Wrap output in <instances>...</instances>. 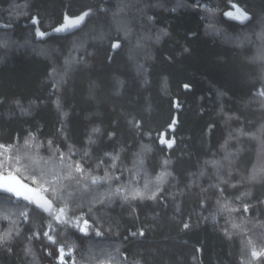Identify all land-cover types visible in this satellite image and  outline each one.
<instances>
[{"label":"trees","instance_id":"obj_1","mask_svg":"<svg viewBox=\"0 0 264 264\" xmlns=\"http://www.w3.org/2000/svg\"><path fill=\"white\" fill-rule=\"evenodd\" d=\"M231 3L251 19L241 24L225 17ZM122 4L128 7L116 19L130 28L127 37L113 18ZM89 9L92 15L80 30L36 37L37 27L51 32L66 14ZM33 17L38 25L31 23ZM4 24L11 26L0 27V143L23 145L31 132L43 142V156L50 155L48 140L64 152L71 144L78 150L76 159L87 149L85 167L101 176L104 168L96 164L100 159L110 163L105 152H118V165L131 169L134 154L150 146L151 151L143 152V169L152 181L169 160L171 175L160 193L164 203L115 197L86 216L98 222L109 250L118 247L126 264H241L242 256L248 264L247 239L258 250L264 248V173L249 179L264 163V98L255 95L264 86V60L257 59L264 48L259 38L264 0H199V5L197 0H0ZM101 33L103 39L98 38ZM117 39L121 47L113 51L110 45ZM137 39L143 47H136ZM81 42L83 47H75ZM69 58L79 62L54 90L53 69L63 73ZM21 107L27 111L22 113ZM133 118L141 122L139 131L128 123ZM173 119L174 130L169 128ZM94 128L100 131L93 133ZM109 133L115 134L112 139ZM160 134L175 139L171 149L159 143ZM90 135L95 143H88ZM213 160L219 168L206 163ZM115 171L121 175L120 167ZM145 171L140 173L141 188ZM217 173L226 181L221 184L224 196L240 209L231 215L244 231L231 228L227 213L216 215L215 221L210 216L219 193L209 185L219 183ZM129 175L125 171L121 180ZM192 181L196 183L189 187ZM201 199L207 201L204 209ZM243 204L249 205L248 213ZM80 211L87 213V208L75 214ZM33 221L40 224L41 239L29 241L32 221L21 220L20 235L0 247V264H57V246L43 238L44 221L35 216ZM183 222L190 227L184 229ZM8 227V221H0V230ZM226 228L231 236L225 235ZM138 229L143 237L130 235ZM56 237L58 244L75 241L77 264L88 260L89 241L101 239L84 237L71 227L61 232L59 226ZM26 247L32 254L26 255ZM65 251L66 264H72ZM252 264H264V257Z\"/></svg>","mask_w":264,"mask_h":264},{"label":"snow or ice","instance_id":"obj_2","mask_svg":"<svg viewBox=\"0 0 264 264\" xmlns=\"http://www.w3.org/2000/svg\"><path fill=\"white\" fill-rule=\"evenodd\" d=\"M199 5V0H197ZM127 4H122L118 7L117 11L113 13V18L119 28L124 31L125 37L130 33V28L126 26L124 21L116 19L119 12L124 11L127 8ZM206 11L214 12L212 8H207ZM224 16L228 19L235 20L243 24L245 21L251 19L249 13L241 8L236 3H231V10L225 11ZM92 15L91 9L83 11L79 15L71 16L65 15L63 22L58 26L53 27L54 33H73L76 30H80L81 26L85 24L86 18ZM151 19V18H149ZM33 25L40 23L39 19L33 17L31 20ZM10 24L0 25V27L8 28ZM211 27V26H210ZM35 35L39 39H43L48 33L41 31L39 27L36 28ZM104 34L101 33L98 38L103 39ZM97 38V37H94ZM259 38L264 40V33L259 34ZM159 39V36H157ZM8 41L2 42L3 46H7ZM113 51L121 47V41L117 39L111 43ZM75 47H83V42ZM136 47H143L141 39H137ZM188 51V49H185ZM111 59V57H109ZM257 59L264 60V48H261L258 52ZM79 61L75 58H69L65 60V69L63 73L57 72L53 69V89L57 90L59 85L64 82V78L68 75V72L73 63ZM138 70L143 71V66L138 65ZM185 89H189L190 85L185 84ZM256 96L264 98V86H262L256 93ZM264 105V100L261 101ZM57 108L61 107L59 99L55 101ZM175 107H180L179 102L175 103ZM27 110L21 107V112L25 113ZM64 115H67L64 113ZM135 129L139 131L141 122L135 118L128 121ZM177 123L176 119H173L169 128H175ZM61 135L64 134L63 127L58 129ZM99 128H94L93 133H98ZM264 132V128L261 129ZM114 133H109V139L114 137ZM255 136V133L252 134ZM231 138V135L229 136ZM88 143H95L92 136L88 137ZM159 143L171 149L175 143L174 138H166L165 134H160ZM50 155L43 156L40 153V149L43 146V142L38 141L34 133L29 132L27 137L23 141V145L18 142L11 144L0 143V221L6 220L9 222V227L4 230H0V247L5 246L11 242L15 236H19L21 233L20 223L27 224L32 221L33 231L31 235L27 237L29 241L33 239H41L40 224L33 221V216L40 218L44 221L43 238L46 239L50 245L57 246L55 251H58L59 255L54 257L57 260V264H66L65 255L67 248V255L72 257V264H77V258L73 255L76 249L75 241L69 244H58L56 233L58 231L63 232L68 227L76 230V232L82 234L84 237H88L94 234L95 237L101 238L98 240H90L89 258L85 261V264H126L127 256L124 255L120 258V250L117 247L114 251L109 250L108 245L103 242L104 233L101 230L98 222H90L89 214L93 213V208L97 204L111 203L113 198L119 197L123 201H144L152 200L160 203L165 202L164 196H161V185L166 183V178L171 175L167 170L169 160L163 161L164 167L160 173L152 181L148 179L147 172L143 169L144 156L143 152L151 151L150 146L143 145L142 152L134 154L133 167L131 169L125 168L123 164L118 165L120 161L119 153L105 152L104 156L110 161L105 163L104 159L98 160L96 167L104 168V174L97 175L92 169L85 167V158L89 156V151L85 149L80 156V159L75 157L79 154L71 144L68 145V151H62L58 146L53 145L52 140L47 141ZM231 155L226 154L225 159ZM213 167L219 168L218 161H207ZM121 168V175L125 171L130 173L126 181L121 180V175L116 174V169ZM141 171H145V177L143 187L138 186ZM260 173H264V163L259 168H254L252 175L249 179H256ZM230 174V173H229ZM200 175H204L201 171ZM217 180L219 183L209 185V188H214L219 193L216 200V207L212 213L211 218L215 221L216 215L227 213V222H231L232 229H239L244 231L242 224L234 222V217L231 215L233 212H237L240 209L235 207L225 196L224 189L221 184L226 181L222 176L217 173ZM118 182L113 187V182ZM196 181H192L188 186L191 187ZM108 185L107 188H102V185ZM235 187V185H232ZM207 191V189H202ZM237 199H240L239 197ZM74 205V207H72ZM166 206V204H165ZM207 206V201L201 199L200 207L204 209ZM87 208V213L80 211L79 214H75L76 209ZM135 211V209H133ZM179 211V206H177ZM249 212V205L243 204V213ZM70 213H73L70 215ZM43 214V216H41ZM190 219V218H189ZM208 219V217H205ZM190 227L189 222H183V228L188 229ZM73 235H76L74 232ZM133 237H143L144 231L138 229L137 231L130 232ZM225 235L231 236L232 233L225 229ZM79 238V237H77ZM247 246L249 248L250 260L248 264H252L253 261L259 260L264 257V248L259 250L254 245L251 238L247 239ZM93 249L99 251V255H96ZM8 251H12V248H8ZM49 256H53L52 251L45 249ZM26 255L32 254L31 248H25ZM138 264V262H137ZM241 264H245L242 256Z\"/></svg>","mask_w":264,"mask_h":264},{"label":"water","instance_id":"obj_3","mask_svg":"<svg viewBox=\"0 0 264 264\" xmlns=\"http://www.w3.org/2000/svg\"><path fill=\"white\" fill-rule=\"evenodd\" d=\"M48 33V35H46L45 37H49V36H51V35H53V34H56V33H54L53 31H51V32H47Z\"/></svg>","mask_w":264,"mask_h":264},{"label":"rangeland","instance_id":"obj_4","mask_svg":"<svg viewBox=\"0 0 264 264\" xmlns=\"http://www.w3.org/2000/svg\"><path fill=\"white\" fill-rule=\"evenodd\" d=\"M66 257V256H65Z\"/></svg>","mask_w":264,"mask_h":264}]
</instances>
